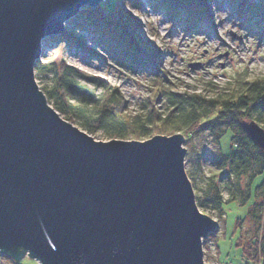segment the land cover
<instances>
[{
  "label": "water",
  "instance_id": "obj_1",
  "mask_svg": "<svg viewBox=\"0 0 264 264\" xmlns=\"http://www.w3.org/2000/svg\"><path fill=\"white\" fill-rule=\"evenodd\" d=\"M103 1L0 0V252L39 264H206L217 221L197 205L184 135L97 141L36 82L43 40ZM241 126L264 152V128Z\"/></svg>",
  "mask_w": 264,
  "mask_h": 264
},
{
  "label": "rangeland",
  "instance_id": "obj_2",
  "mask_svg": "<svg viewBox=\"0 0 264 264\" xmlns=\"http://www.w3.org/2000/svg\"><path fill=\"white\" fill-rule=\"evenodd\" d=\"M116 3L122 7V18L129 27L128 32L133 35L144 54L143 66L137 69L130 68V63L124 64L113 51L117 46L126 48L128 32L100 18V14L110 16L105 8ZM178 3L179 0H104L96 7L83 6L65 24V31L73 35L62 37L61 34L45 38L42 43L43 54L39 60L52 63V68L66 60L68 64L89 75L108 80L120 88L130 102V110L135 112L154 90L156 68L166 84L178 92L202 91L204 81L209 80L225 86L238 73H246L251 78L264 76V19L261 17L264 13V0H207L204 15L200 18H191ZM148 49L156 53L153 61L147 54ZM96 53L105 58L98 57ZM194 63L199 64L198 67L189 66ZM154 64L157 65L155 68ZM35 79L42 92L44 88L53 85L51 73L39 76L35 71ZM89 87L95 88L94 85ZM100 92L101 89H98ZM72 98L81 102L89 96L75 90ZM47 100L63 119H68L55 108L53 101ZM159 107L165 109L167 101L163 99ZM67 121L97 141L114 139L107 137L104 130L89 133L77 116ZM225 128V125L206 127L189 137L184 135L185 169L195 195L199 196L205 192L210 177L216 174L222 188L223 202H226L222 215L218 209L199 208L217 221V229L213 232L216 236L213 237L212 233L202 241L204 262L245 264L237 243L245 248L250 247L252 238L258 233L253 213L247 216L255 198L253 195L243 206L238 204L241 203V193L247 190L251 171L237 178L228 167L224 155L231 152L234 144L231 140L232 131H225ZM262 181L264 175L257 176L252 189ZM230 187L234 191L233 202H229L232 198ZM262 191L258 192L257 202L263 199ZM237 219H243L240 230L235 226ZM0 264L39 263L27 255L15 260L0 252Z\"/></svg>",
  "mask_w": 264,
  "mask_h": 264
},
{
  "label": "trees",
  "instance_id": "obj_3",
  "mask_svg": "<svg viewBox=\"0 0 264 264\" xmlns=\"http://www.w3.org/2000/svg\"><path fill=\"white\" fill-rule=\"evenodd\" d=\"M206 3L207 0H179L178 5L182 11L188 12L191 18H200L204 15ZM105 9L110 16L100 14L104 22L129 31L122 18V7L119 3ZM197 13L199 15H196ZM261 17L264 19V13ZM72 35L71 32L65 31L62 37ZM127 35L126 48L121 49L117 46L112 49L119 60L124 64L130 63V68L137 69L144 63V54L133 35L129 32ZM90 51L95 55L94 51ZM147 54L152 61L156 57V53L151 49H148ZM96 55L105 58L97 53ZM52 65L41 60L35 63L37 75L46 73L52 75L53 85L44 88L45 95L54 102L59 112L67 116V120H74L77 116L89 133L104 130L111 139L143 140L155 135L170 136L177 133L189 137L203 128H214L219 125H225V131L230 129L234 147L228 155H224V159L237 178L251 171L247 190L241 193V203L238 204L240 206L247 204L254 195L255 202L249 207L247 216L253 213L258 225V233L251 240L252 246L245 248L239 243L237 246L241 249L245 264L258 261L259 264H264V195L261 202H257L259 190H263L264 194V181L252 189L256 177L264 175V152L252 142L241 126L242 121L254 120L264 128V76L251 78L246 73H238L225 86H219L209 80L204 81L202 91L196 89L192 92H178L166 84L165 79L158 74L159 69L156 68L154 90L152 89V94L135 112L130 110V102L120 88L108 80L89 75L68 64L66 60H62L54 68ZM156 66L154 64V68ZM83 81L86 84H82ZM89 85H94L95 88L91 89ZM98 89H101L100 93ZM75 90L84 92L89 98H84L81 102L74 101L72 97ZM163 99L167 101L165 109L159 107ZM221 190L219 180L216 174H213L205 192L201 196L196 195L198 207L218 209L222 215L226 202H223ZM229 190L232 193L229 202H233L235 201L233 188L230 187ZM243 219L236 220V229L240 230ZM260 232L262 233L259 234ZM215 236L213 233V237Z\"/></svg>",
  "mask_w": 264,
  "mask_h": 264
}]
</instances>
